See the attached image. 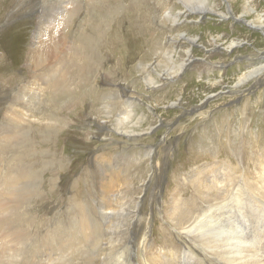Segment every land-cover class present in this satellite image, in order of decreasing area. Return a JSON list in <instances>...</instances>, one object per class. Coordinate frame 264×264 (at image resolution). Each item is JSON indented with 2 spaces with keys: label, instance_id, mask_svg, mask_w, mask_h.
<instances>
[{
  "label": "rangeland",
  "instance_id": "374dc122",
  "mask_svg": "<svg viewBox=\"0 0 264 264\" xmlns=\"http://www.w3.org/2000/svg\"><path fill=\"white\" fill-rule=\"evenodd\" d=\"M49 1L0 0V15L3 17L2 20L0 19V45L9 46L10 53L12 48H18V51L23 49L25 52V50H29L34 46H39L41 41L39 38L43 37V28L45 25L52 24L42 5ZM69 1L58 0L59 6L61 3L59 14H63L62 6L71 5L72 1ZM181 1H165V7H172L173 12L180 14L178 22L170 23L169 20H167L168 22L165 20L167 18L164 15L154 14L158 7L152 0L149 5L151 14L149 15V23L155 24L156 27L157 25L165 27V24H170L175 27L176 31L187 28L194 36L200 34L202 43H191V57L188 58L187 53L177 43V45L171 47L173 58L170 62L171 58L168 60V56L164 53L174 38L168 33L165 34V31L162 33L164 37H160L163 48L159 49L158 53L143 58L142 53L138 52L139 49H129L126 54L127 57H124V60L122 59L123 63L121 62V69L117 75L109 78L106 73L101 72V69H99V76L94 77L96 92L99 89L98 92L103 91L105 95L101 97L96 107L94 105L93 111L88 109L92 106V100L90 99L86 100V109H78V111L71 107L74 105L71 96L58 101L59 103L64 102V105H62L63 113L61 112L58 115L59 117L65 115L64 117L69 123L67 129L62 130L63 133L56 130L55 120H53L55 117L52 116L59 103L57 101L53 102L50 98L48 99L46 87L49 85L47 83L49 81L41 76L44 73L43 67L39 68L37 66L42 60H45V65H52L49 55L44 50L41 51L44 52L42 55L38 53L39 56L32 64L33 73H35L33 79L30 77L28 79L31 81L28 85L31 93L38 96L37 103H34L35 107L32 110L34 114L31 113L32 115L28 116L26 110L22 109V103L17 101V97H14V89L21 84L24 85V81L27 80L25 76L21 77L22 82L18 81L20 84L16 83L11 87L12 89L2 88L1 84L3 82L0 81V125L3 124L4 119L2 116L4 114L12 110L15 111L14 119L19 123L18 126L27 124L28 130L32 133L31 137H33V148L36 150L33 152L35 158H32L34 161L32 163L36 167L32 171L34 173L28 171V174L32 178H41L44 183L48 182L50 177L55 182L52 184L49 180L50 183L47 184L50 185L39 188L27 185V190H36V194L52 192V196H46L43 201L38 197H34L32 202L29 203L15 202L16 198L14 197L20 191L19 186H25L29 182L27 183L25 176L21 175L22 173L25 174L26 171L20 174L17 173L16 169L9 168V164L15 162L13 156L17 153L0 145V175L5 164L4 166L8 171L5 169L7 173L6 171L3 173L9 174L8 177L11 179H7L6 174L3 176L12 186L11 189L6 190L7 184L4 182L3 186L5 188L2 191L4 193L1 195L0 201L4 198L3 196H6L5 198L9 199L10 203L6 207L0 205V226L13 219L12 215L16 207L19 206L20 210L23 209L21 211L27 219L31 218L39 221L42 217L43 220L46 217L48 221L45 222L43 227V234L53 238L56 241V246L53 251L50 248L48 249L50 261L43 264H76L77 259L79 264H90L89 258L92 257L90 252H74L68 256L67 249L62 252L59 250L60 245L70 242L75 237L72 224L70 222L68 224L66 216L68 215V207L71 208L70 196L76 193L79 186L86 190L89 189V192L96 196L99 193L101 195L104 193V195H109L114 199L110 205L104 203V207L108 208L107 210L111 214L118 211L120 206H127L129 209L128 214H134L133 207L138 198L141 202L145 199L148 201H146L147 204L146 202L143 203V205H148L145 207L144 212L141 209L143 214L152 212L150 202L153 211L158 213H161L163 208L166 207V210L152 221L150 228L146 227L148 226L146 224L147 219H137L139 229L137 231L138 233L146 232L149 234V249L152 254L158 255L157 260L159 262H157L159 264H183L181 260L177 261L176 252L177 249H181L187 253V247L194 249L197 253V255L193 254L194 257L192 254L188 255V264H230L228 258L233 255L229 252L230 247L227 245L215 247L214 239L221 232V239L226 240L229 237L237 242L234 234L242 231L243 228V237L251 236L255 240H261V247L258 248V252L264 254V75L262 76L264 70L260 76L250 74L245 82L240 83L244 84L242 87L251 86L249 90H246L249 93L246 98L242 97L237 101H233L228 97L223 98L221 100L223 103L221 110L215 111L209 118L208 116H199L193 121L192 117L195 115L196 110L190 112L191 109H196L199 101L206 98L204 94L206 89L215 92L217 97L229 95L224 93L225 89H222L219 85L217 86V83L215 85L211 84L210 80L219 78L217 76L219 71L223 81L234 84L237 81V75L247 71L246 69L256 67L255 64L253 66L249 65L250 62L247 59L257 56L259 48L260 53L264 49L263 43H259V48L252 44V39H260V36L257 35H255L256 37L252 36L249 42H246L247 39L242 40L239 48L232 52L224 50L223 47L226 42L231 40L230 38L239 35V33L241 35L245 34L244 27L261 33V36L263 33L243 21H235L232 13L236 11L234 10L236 7L242 8L244 0H229V5L233 8V11H229L227 21L216 12L200 13L198 15L199 25L194 28H192L189 18L184 16V13H189L190 10ZM210 1L225 2V0ZM254 1L260 7H264V0ZM55 2L57 1L55 0ZM202 2L204 0H190L186 3L190 4L189 6H197ZM157 11L156 13H158ZM207 22H212L207 24L206 30L208 31L199 30ZM223 31L228 36L214 38L215 41L213 37ZM17 40H19L18 43ZM179 42L187 41L186 38L180 36ZM66 45L67 43L54 48V50L62 51ZM43 56H46V58L43 59ZM116 60L118 59H114V64L110 62L109 66L116 65ZM203 60L207 63L206 67H210L209 69L213 67L207 80H202L199 75V72L205 68L202 63ZM139 61L155 66L159 64V66L153 71L148 68L144 72L140 68H135ZM182 62H184V65L180 67ZM107 65L108 61L104 66L107 67ZM10 68L15 72H21L23 69L22 65L17 62L12 63ZM258 78L263 79V82L259 85L255 84ZM200 81L207 84L201 86L199 85ZM76 82L78 83V81ZM77 83L68 81L71 89L82 92L80 85L78 86ZM44 87L45 89H43ZM107 92L109 93L107 94ZM213 97L208 96V102L213 100ZM120 100H131L133 102L131 103L132 107L128 110L124 102L122 104L118 103ZM53 103L54 107H52ZM12 104L14 105L10 106ZM44 114H47V116L42 117ZM128 114L129 116H127ZM118 119L123 121L119 130L115 128ZM185 122L186 124H183ZM40 128L43 129L40 130ZM19 135L14 136V140ZM43 135H45L44 138L42 137L43 140L48 141L43 142L41 138ZM166 136H170L168 138L169 142L174 138L178 140L171 143L175 149L171 154L170 163H165L162 166L159 161L151 160L149 152L146 153V151L156 149L157 143L155 142ZM46 137L47 139H45ZM8 140L5 139L3 142L6 144ZM9 142L6 145L9 146L13 140H9ZM43 144H46V147ZM43 148H47L46 150L50 154H43L45 153ZM190 153L194 156V159H187V162H182L183 156L187 157ZM50 156H53V160ZM60 161L62 165H60ZM176 166H179V171L175 170ZM153 183L157 187L155 192L149 197H146V193L140 197L141 188L144 187L145 191H148ZM239 186L240 188H238ZM131 198L133 199L132 203L126 202ZM91 201L92 203L95 202ZM10 209L12 210L10 211ZM197 213L199 214L197 215ZM110 218L108 223L105 220L103 221V226L107 229L115 221L114 216ZM125 218L127 219V216ZM91 219V224L97 227V218L93 216ZM92 221H95V224ZM133 222L134 220L129 218L121 224L126 236L123 239L125 242L126 239L134 242L135 234L131 230ZM63 223L67 232L65 230L62 233L59 226ZM114 232L103 237V252H109L108 245L115 240ZM127 236L130 238H127ZM33 238L36 237L32 236L30 240ZM220 238L217 237V239ZM6 240L4 234L0 233V241L6 242ZM17 246L18 244L13 245L14 248ZM132 246L133 255L131 260L126 262H129V264H145L141 262L140 256L142 253L139 245L133 243ZM13 247L11 245V248ZM122 251L124 249L118 250L116 253H122ZM84 259L88 261L86 262ZM120 259H124V257ZM12 260L8 257L5 259L0 258V264H15L16 261ZM23 260H26V257L22 258L21 263L24 262ZM72 261H75V263ZM259 262H264V260L258 261L257 264H260Z\"/></svg>",
  "mask_w": 264,
  "mask_h": 264
},
{
  "label": "bare ground",
  "instance_id": "6f19581e",
  "mask_svg": "<svg viewBox=\"0 0 264 264\" xmlns=\"http://www.w3.org/2000/svg\"><path fill=\"white\" fill-rule=\"evenodd\" d=\"M56 1L57 2H55V0H50L49 2L42 4L44 6L43 10L45 13H47V16H48V18L52 24H48V26L45 25V27L43 28V33H42L43 37L39 38V39H41L39 46H34L33 48H30L29 50H25V52L23 51V49L21 51H18V48L17 49L12 48V52L10 53V47L9 46H5V45L2 46V44L0 45V81L3 82L1 84V86H3L2 88H5V89L9 88L10 89L13 85H16V83H18V81L22 82L21 77L25 76L27 78V80L24 81L25 82L24 85L21 84V85H19V87L14 89L15 90L14 97H17L16 98L17 101H20L22 103L23 108L22 107L21 108L26 110V114L28 116L34 114V113H32V110L34 109L33 107H35L34 103H37L36 99L38 97L37 95H33L31 93V91L28 87V85L31 83V81H29L28 79H29V77L32 78L33 74H35V73H33L32 64L35 63L36 58L39 56L38 53H40L41 55H42V53H44V52H41L43 50L49 55L50 61L52 63L51 66H47V65H45V63H46L45 60H42L41 62H39L37 64V66L39 68L43 67L44 73L41 75L42 78L44 77V79L46 81H49V82H47V83H49V85L46 87V89H47L46 95H47L48 99L50 98V100H52L53 102L54 101L58 102L60 100L67 99L69 96H71L72 104L74 103V105L71 107H74V109H76V111H78V109H86V107H87V105L85 104L86 100L90 99V100H92V106L88 107V109L90 111H93L94 105L96 107V104L99 102L101 97H103L105 95L103 91L98 92L99 89L96 92V88H95V84H94V82H95L94 77H97V75L99 76V74H100L99 69H101V72L106 73V75L109 78H112L115 75H117L121 69V62L124 60L123 59L124 57H127L126 54H127V51H129V49H131V48H136L137 50L139 49L138 52L140 51L142 53L141 56L143 58L148 57V55L150 56L152 54H156V53H158L159 49L163 48V44L161 45V42H160L161 41L160 37L163 36L162 33L165 31V34L168 33L171 37L174 38V39H172V42L166 48L167 51L164 53L166 56H168V60L171 58L170 59V62H171L172 58H173V56L171 54V50H172L171 47L177 45V43H179L180 47L187 53V55L189 56L188 58L191 57V52H192L191 43H195V42L202 43L200 40V38H201L200 34L198 36L197 35L194 36V34L190 33V31L187 28L184 30L178 29L177 30L178 32H177L175 27H172L170 24L169 25L165 24L166 25L165 27H160L157 25V27L159 29L158 30L157 27L155 26V24L149 23L150 22L149 15H151L150 11H149V5L152 3L151 2L152 0L151 1L150 0H70V1H72L71 5L69 4L70 6H62L63 7V10H62L63 14L62 15L59 14V12H58L61 8V3L59 6L58 0H56ZM165 1L166 0H154V3L157 4L156 7H158V9H156V11L158 10L157 11L158 13H156V11H155L154 14L155 15H159V14L164 15L165 18H167L165 20L166 21L169 20L170 23L178 22L179 18H180V14L177 12H173V9H171L172 7L171 8L165 7L164 6V4L166 3ZM178 1H181V0H178ZM187 1L190 2V0H185L184 2L182 0L181 2L184 3L185 6L187 7V9L190 10L189 13H184V16L189 18V21L192 23V28L198 27V25H199L198 22L200 21L198 15L200 13H204L207 11L216 12L219 15H221V17H223V19H225L227 21L229 14H230L229 11L230 10L233 11V8L229 5V0H225V2H223V3L217 2V1L211 2L210 0H204V2H202V4H200V5L197 4V6H189L190 4L186 3ZM234 10L237 11V12L234 11L236 13H234V12L232 13L233 17L235 18V21H243L244 23H247V24L253 26L254 29L256 28V30L262 31V33H263L262 36H264V7H260L257 4V2H255L254 0H244V4L242 5V8L239 9V7H236ZM161 12H163V13H161ZM1 18H3V17L0 15V19ZM218 19H219V21H221L220 18H218ZM2 22H5V21H2ZM210 23H212V22H207L205 25L201 26L199 28V30H202L204 32L208 31V30H206V27H207V24H210ZM0 26H1V24H0ZM235 29H233V30H235ZM244 29L246 32L245 34L241 35L239 33V35L234 36L233 38H230L231 40L226 42V45H224V47H223L225 51L232 52L233 50L238 49L242 40L247 39L246 42L247 41L249 42L251 37L255 36V35L260 36V39H257V38L252 39L253 40L252 44H254L256 46V48H259V43H263V46H264V37L261 36V33L259 34L258 32L251 31L245 27H244ZM180 36H182L183 38H186L187 42H179ZM222 36L223 37L228 36V34H224V31L219 32L213 37V39L219 38ZM18 42H19V40H17V43ZM65 43H67V45H66L64 50H62V51L54 50V48L60 47V46L64 45ZM185 44H187V45H185ZM258 51H259L258 55L255 57H249L248 58L246 56V58H248L247 59L248 62H250L249 65L253 66L255 64L256 67L252 68V69L251 68L246 69L247 71H245V72L243 71V72H241V74L237 75V77H236L237 81H235L234 84L230 83V82L223 81V77H221L220 71H219V73H217L218 74L217 76H219V78H217L215 80H210L212 85H215L217 83V86L219 85L222 89H225L224 93H227L229 95L217 97V95H215L216 94L215 92H213L211 90L208 91L205 88L206 91L204 92V94H205L206 98H203L201 101H199L197 103L196 109L190 110V112L196 110L195 115L192 117L193 121L196 120L199 116H208V118H209L210 116H212L215 113V111L221 110V107L223 104L221 102V100L223 98L228 97V98L232 99L233 101H237L239 99H242V97L243 98L247 97V95L249 93L246 92V90L247 89L249 90V88L251 86L250 87L249 86H243L242 87V85H244V84H240V83L242 81L245 82V80L247 79V77L250 74H257L258 76H260L262 74V71L264 70V54H263L264 49L262 50V53H260V48L258 49ZM45 58H46V56H43V59H45ZM114 59H118L115 62L116 65L109 66L110 62L113 63ZM12 61L17 62V63L22 65L23 69L21 72L20 71L15 72V70H12L10 68V65L12 63H14ZM107 61H108V65H107V67H105L104 65ZM202 63L205 66V68H204V70L199 72V75L202 78V80H207V78H209L208 77L209 72L212 70L213 67L211 69H209L210 67L209 68L206 67L207 63L204 60L202 61ZM183 65H184V62H182L180 64V67H183ZM218 65H220V64H218ZM157 66H159V64H157ZM157 66L152 65L150 63H143V62L139 61L135 65V68H140V70L145 72L148 68H150V70L153 71V70L157 69ZM223 66H225V65H223ZM108 67H111V68L109 69ZM54 69H56V70H54ZM194 69H196V68H194ZM194 69H193V71H194ZM192 74H195V73H192ZM263 75L264 74H262V76ZM27 81H28V83H27ZM68 81H75V83H77L76 81H78L77 85L78 86L80 85L82 92H80V90L78 91L77 89L76 90L71 89V87H69V85H68ZM213 81H215V82H213ZM261 82H263V79L258 78V80L255 82V84L259 85V84H261ZM18 84H20V83H18ZM206 84L207 83L204 84V82H202V81L199 82V85H201V86L206 85ZM43 89H45V87ZM83 89H84V91H83ZM183 89H184V86H183ZM108 93L109 92H107V94ZM208 96H214L213 100L208 102V100H207ZM73 100H74V102H73ZM123 102L127 106L128 110L130 107H132L131 103H133V102L131 100H126V101L120 100L118 103L122 104ZM63 103L64 102H60L58 104V108L56 110H54V113L52 114V116L55 117V118H53V120H55V122H54L55 128H56V130H58V132H61V133H63V131L67 129L66 128L67 125H69V123H67L66 118L64 117L65 115H62L63 117H61V116L59 117V115H58L61 112L63 113V108H62V105H64ZM13 105L14 104H12L10 106H13ZM121 106H123V105H121ZM52 107H54V103H53ZM212 109H214V111H212ZM122 112H123V110H122ZM14 113H15V111L12 110V111L4 114V116H2L4 121L2 122L3 123L2 126L0 125V127H1L0 145L3 148L8 147L12 152L14 151V153L15 152L17 153L13 156L15 162L12 164H9V168L10 169H16L17 173H20V174L22 172L26 171L25 174L22 173L21 175L25 176V181L27 180V183L29 182L25 186H23V185L19 186L20 191L14 197V198H16L15 202L17 201L18 203H21V202L29 203V202H32L34 197H38L41 201H43L46 198V196H49V195L52 196V192L51 193L50 192L49 193L48 192H45V193L42 192V194H44V195L36 194L37 193L36 190H32V191L27 190V188H26L27 185H32L35 187L37 186V188H39V187H47L48 185H50V184H47L49 182V180H50V182H52V184L55 182H54L53 178L50 177L48 182L44 183L43 181H41V178H39V177L38 178H35V177L32 178V177H30V174H28V171L30 173L36 167V165H33V163H32V161H33L32 158H35V156H33V152L36 151L33 148V146H34L33 142L34 141L32 140V138H33V137H31L32 133H30V131L28 130L27 124L21 123L22 125L18 126L19 123H17L16 120L14 119V115H15ZM182 113H185V112H182ZM45 115L47 116V114H44V116H42V117H46ZM127 116H129V114ZM216 116H217V114H216ZM110 117H112V116H110ZM121 118L122 117L120 116V119ZM125 118H128V117H125ZM186 122L183 124H186ZM39 123H41V122H39ZM121 123H123V121L122 120L119 121V119H118V122H117V125H115V128H117L119 130V127H121L120 126ZM47 124H50V123H47ZM42 129L43 128H40V130H42ZM47 129H48V126H47ZM44 133H45V131H44ZM49 134H50V132L48 133V135ZM171 134H170V136H171ZM17 135H19L18 138L16 137L17 139L14 140L15 139L14 136H17ZM170 136L162 137L157 142H155V143H157L156 149L151 150V151H146V153L149 152L151 160H153L155 162H156V160L159 161L160 163H162V166L165 163H170L171 154L175 149L174 145L171 143H172V141L177 142V140H178V139L174 138L173 140H171L169 142L168 138H170ZM42 137L44 138L45 135L41 136V138ZM43 138H42V140H43ZM48 138H49V136H48ZM5 139L6 140L7 139L13 140V142H11V144L8 146L6 144L10 143V142L8 140L7 143L5 144L3 142ZM45 139H47V137ZM49 140H50V138H49ZM44 141H48V140H43V142ZM36 144H38V143H36ZM43 146L46 147V144H43ZM43 149H41V150H43ZM46 149L43 150L45 152V153L42 152L43 154L48 153ZM51 149H52V147H51ZM39 150H40V148H39ZM48 154H50V153H48ZM52 157H51V159H52ZM193 157L194 156H192L191 153L187 157L183 156L182 162H187V159L191 160ZM51 159H50V162H51ZM44 161H46V160H44ZM48 162H46V163H48ZM60 163H61V161H60ZM4 165H3L4 170L1 171L2 174L0 175V187H1L0 197L4 193L2 191L4 190L3 188H5L3 186L5 183L7 184L6 190L12 188V186H10L11 184H9V181L7 180V179H11L10 177H8L9 174H6L8 169ZM60 165H62V163ZM178 168H179V166H176L175 170H178ZM41 169H42V167H41ZM5 171H6L5 174H6L7 179L4 178V176H3V175H5L3 173ZM32 173H34V172H32ZM32 176H33V174H32ZM12 181L14 182L13 179H12ZM242 182H243V179H242ZM156 188L157 187L154 183L151 185V187L148 189V191H145L144 187H142L140 190V197L144 193H146V197H149L150 195H152L155 192ZM238 188H240V186ZM87 189H88V187H87ZM236 189H237V187H236ZM85 190H86L85 188L83 189L82 187L79 186L76 193H74L73 195L70 196L71 208L68 207L69 208V210L67 211L68 215L66 214L68 217L66 216V220L68 221V224H69V222L72 224V228L74 229L73 233H74L75 237L70 242L63 243L62 245H60V248L58 247L59 250L62 252V251L67 249L68 256H69V254L72 255V253H74V252H81V253L90 252L92 254V257L89 258L90 264H129V262H126V261L131 260V257L133 255V251H132L133 246L132 245H133V243H136L137 245H139V249L141 250V253H142L140 256L141 260H142L141 262H143L145 264H159L158 263L159 261L157 260L158 255L156 256V255L152 254V252H150L151 250L149 249L150 247L148 245L150 242L149 234H147L146 232L138 233V231H137V230H139L137 227V224H138L137 219H140V220L147 219L146 224H148V226H146V227L150 228L152 221H154L158 217V215H161L162 212H164V210H166V207L163 208L161 213H158L156 211H153L152 205L150 202L149 203L150 204V210L152 212H150V214H145V213L143 214V213H141V209L144 212L145 207L148 206V205H143V203L146 202L147 199H145V201L141 202V200L138 198L136 201L134 200L135 201V205L133 207L134 208V212H133L134 214H132V215L128 214L129 209L127 206H120V208H118L119 209L118 211H114L111 214L110 212H108V210H107L108 208L104 207V203H107L110 205L114 201V199H112L109 195H104L103 192H102L103 193L102 195L99 193L98 196H96V195L90 193L89 189L86 191ZM91 192H93V191H91ZM46 193H48V194H46ZM3 197L4 198L0 201V205L1 206L5 205V207H6L10 203V200L5 198L6 196H3ZM132 198L130 200H127L126 202L132 203L133 199H134V198L133 199ZM91 200H93L95 202L92 203ZM62 201H64V199H62ZM65 201H67V200H65ZM147 202H146V204H147ZM10 208H12V207H10ZM12 209H10V211ZM21 210H23V209L21 208ZM21 210H20V206L16 207L15 212L12 215L13 219H10L9 222H5L3 226H0V233L4 234V237H6V239H7L6 242L0 241V258L5 259L6 257H8L9 259H13L12 261H14V260L16 261L15 264H17V263L18 264H43L45 262H49L50 261V256H49L50 253H48L49 252L48 249L50 248L51 251H53L54 247L56 246L55 245L56 241L53 238L43 234V231H44L43 227L45 226V222L48 220H46V217L44 218V220L42 217L39 221H36V219H31V218L27 219L23 215ZM7 211H8V209H7ZM198 214L199 213H197V215ZM55 215H56V213L54 214V216ZM148 215H150V216H148ZM93 216L97 218L96 219L98 222L97 227H94L91 224V220H92L91 217L93 218ZM113 216H114V219L116 222L115 221L112 222L111 225L108 227L109 229L105 228L103 226V221L105 220L106 223H108L109 219H111L110 217L113 218ZM126 216H127V219L125 218ZM128 217L132 218L134 220V222L132 224V228H131V230L135 234V238L133 239L134 242H131L128 239H126V242L123 240L126 236H125V232L123 231V229L121 227V224H123L124 220L127 221L129 219ZM196 218H197V216H196ZM62 220H64V219H62ZM139 222H141V221H139ZM64 225L65 224L63 223V224H60V226H59L62 233L65 232V230H66V227ZM243 231H244V228L242 229V231H240L241 233L237 232L234 234L237 242H234L229 237H227L226 240L221 239L220 238L221 232H220V234H218V236H216V238L214 239L215 247H220V246L224 247L226 245L228 247H230L229 252L233 253V255L230 256V258H228V259H230L229 260L230 264H257L258 261H263L264 260L263 252H261V253L258 252V248L261 247V245H260L261 240H255V238L251 237V236L243 237V235H242ZM66 232H67V230H66ZM113 232H114L115 240L111 241L110 244L108 245L109 252L108 251L103 252L102 251V245H103L102 239L108 233L112 234ZM32 236H35L36 238H33L30 240V237H32ZM217 237L220 239H217ZM221 237H222V235H221ZM127 238H130V237L127 236ZM248 239H250V240H248ZM17 244H18V246L14 248L13 245H17ZM11 245L14 249L11 248ZM104 248H105V246H104ZM122 249H124V251H122V253H120V252L118 254L116 253L118 250H122ZM186 249H188L187 253L183 252V250H181V249H177V252H176L177 261L181 260L183 262V264H188V262H189L188 261V258H189L188 255L189 254H192L193 257H194L193 254L197 255V253L194 249H191L190 247H187ZM23 257H26V260H23L24 262L21 263ZM122 257H124V259H120ZM197 257H199V256H197ZM72 262L75 263V261H72ZM78 262H79V260L77 259L76 264H79ZM195 263H197V262H195ZM259 263L264 264V262H259Z\"/></svg>",
  "mask_w": 264,
  "mask_h": 264
}]
</instances>
